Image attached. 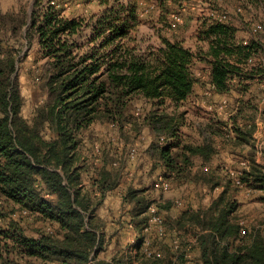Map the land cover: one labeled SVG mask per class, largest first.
Returning a JSON list of instances; mask_svg holds the SVG:
<instances>
[{
  "label": "trees",
  "instance_id": "trees-1",
  "mask_svg": "<svg viewBox=\"0 0 264 264\" xmlns=\"http://www.w3.org/2000/svg\"><path fill=\"white\" fill-rule=\"evenodd\" d=\"M44 1H35L28 30L45 60L47 98L31 119L22 114L19 50L0 48V264L135 263L133 252L112 262L101 257L105 223L97 211L107 192L121 184L124 163L117 161L118 146L87 147L86 152L85 133L97 122L119 130L149 126L156 138L148 153L156 155L171 188L191 181L223 186L209 206H187L173 221L178 232L191 228L195 242L181 239L180 249L174 250L177 260L171 256L167 261L146 254L143 234L150 204L160 212L164 205L150 187L127 188L124 198L131 204L133 226L142 234L131 250L152 260L147 264H184L191 260L189 244L200 250L197 264H264V224L248 229L241 223L235 197L240 186L229 170L223 173L219 164L212 168L222 148L246 144L255 156L258 151L254 133L257 119L264 116V91L255 79H264V39L252 34L253 24L246 29L252 38L240 39L235 21L246 18L217 21L207 15L197 26L193 47L172 31L171 16L180 0H85L98 9L72 17ZM234 1L247 11L264 0ZM144 19L167 30L157 44L141 35ZM250 57L254 65L246 69ZM206 65L209 79L202 80L197 72L206 73ZM200 82L213 85L212 95L235 93L236 112L228 120L209 113L198 125L190 121L188 100ZM136 97L150 104L145 112L134 113ZM196 157L203 160L201 168L195 169ZM242 172L244 187L262 190L264 201V161L254 159ZM17 212L21 217H15ZM26 216L45 228L28 234ZM151 237L154 248L166 241L155 233Z\"/></svg>",
  "mask_w": 264,
  "mask_h": 264
},
{
  "label": "rangeland",
  "instance_id": "rangeland-1",
  "mask_svg": "<svg viewBox=\"0 0 264 264\" xmlns=\"http://www.w3.org/2000/svg\"><path fill=\"white\" fill-rule=\"evenodd\" d=\"M35 1L36 0H0V48L1 45L6 47L13 46L19 50V80L21 84V92L24 97L22 114L27 119L33 118L36 113V109L47 98V91L42 80V65L44 64L45 60H43V58L41 57V47L39 45L37 37L35 36L33 30H28V23L31 13L34 9ZM47 1L48 0H45L44 3H47ZM51 1L52 4H54L56 7L62 9L63 14L67 17L86 13L88 10H90V8H92L93 10L98 9L96 5H88L85 0ZM239 6L240 5H237L236 1L234 0H180V3L177 4L176 7L174 6V9L176 8V13L171 16V19L173 21V18L175 17L174 15H176L181 18V22H179L175 30L172 31L175 32L179 37L185 38L188 41L187 44L196 47L197 40L195 37L197 26L203 18H205L207 15H210L215 7H224L223 11H226L231 19L246 18V20L244 19L241 22V25H243L245 29H248L247 25L251 27L252 24L254 25L256 23H264V1L259 2L256 5H251L250 7L248 6L250 9H247V11H245V8L243 6V10L239 11ZM147 8L150 9V7ZM144 16L147 19L149 13L146 12V15ZM162 29H164L162 24H157V26H154V24L152 23H146L145 20V24L141 27V35H143L146 40L149 39L151 43L157 44L159 42V34L165 33L167 31H162ZM258 35H260V37L264 39V30ZM198 73L203 72H201V70H198L197 74ZM37 77L40 78L38 79ZM202 80L205 79L202 78ZM206 89H208V83ZM206 97L212 99L214 110L211 112L205 111V108L202 107L201 104H199V106H196L195 109L190 108L191 111L189 119L191 122H193V124L194 122H196L195 124L198 125L200 122H203L206 119L204 115L207 114L209 116V113L224 118L232 108L231 102L228 99L224 106H222L223 100L221 98H215L217 100L215 101V99H213V95L206 96L204 93H202V95L199 96V99L205 100L207 99ZM133 107L134 113H142L145 112V109H148L150 107V104L146 103L143 98L136 97ZM133 128L134 127L128 125L123 130H119L116 126L97 122L95 126H92V128L85 133V138L88 140L87 146L85 145L86 152L89 153V148L94 146L98 148L100 146L112 148H116L118 146L120 148L119 150L121 151V153H119V156H117L118 162L125 164L127 163L126 165L129 164L134 167L142 166V164L146 165V162H143L141 159L144 157L143 154L147 151L144 143L146 140V136L148 135V133H150V127L143 125L139 128L138 131V127L134 129ZM194 137L197 138L198 135ZM135 145L137 146L138 154L136 155V157L132 158L128 155L127 150L131 146ZM261 150V153L264 156V144ZM148 156L150 157L152 155L149 154ZM217 158L214 162V166H217L219 164L222 168V172L229 169H238H234V167L239 164L236 158H230L229 156L227 157V160ZM153 181L154 178L153 180H151V185ZM234 185L237 186L236 183ZM152 189L156 197L164 195L162 192H157L156 190H154V188ZM221 189L222 187H219L216 189V191L211 190L209 192L206 188L199 185L194 186L193 188H190V186H185L180 190L178 196L173 197V201L170 202V206L178 207V205L176 204V200L182 201L183 204L181 205V207H189L195 204L203 206L205 198H208L209 196L210 200V198L214 196V194H217L219 191H221ZM245 191L246 194H249L250 196L245 197V199L247 200L246 204L240 205L237 217L241 221H244V224H247L248 229H251L253 228V226H260L264 224V201L256 198L259 197V195H262L260 191L254 193V190L249 188H247V190H244V192ZM249 198L252 199L249 200ZM209 200L207 199V201ZM15 217H21L20 213H15ZM23 223L27 229L28 234H35V231L38 228L43 229L46 226L43 222L34 219L32 216H26ZM166 226L168 228H172L171 223L168 224L167 222ZM188 230L191 231L178 232V236H180L184 242H187L188 240H192L193 242H195V233L191 228H189ZM168 235L169 236L166 237L165 235L160 236L165 237L163 239H165L166 241L158 246L159 250L162 251V257L165 259V261H167V258H170L171 256H173V258L177 260L179 252L174 251L175 249L171 247L172 242L170 240L172 238V235L171 233H169ZM140 236H142V234H140ZM140 236H138V238ZM137 239L132 242V247H135V244L138 243L139 240ZM134 253L136 255V261L134 264H147L152 261L147 260L142 252L137 255L136 250V252ZM189 253L191 255V260L186 261V263L184 264H197L196 259L198 257V254L196 253L195 246L190 249Z\"/></svg>",
  "mask_w": 264,
  "mask_h": 264
},
{
  "label": "crops",
  "instance_id": "crops-1",
  "mask_svg": "<svg viewBox=\"0 0 264 264\" xmlns=\"http://www.w3.org/2000/svg\"><path fill=\"white\" fill-rule=\"evenodd\" d=\"M236 24L238 25L239 32L238 36L241 39H249L252 38V35L249 34L248 30L244 28V26L241 25L239 20L235 21ZM188 42V41H187ZM264 42V41H263ZM201 66V65H199ZM206 75H209V66L206 65ZM208 73V74H207ZM207 80L209 79V76H206ZM263 79V78H262ZM261 78H256L255 79V84L260 87L264 91V79L262 80ZM253 81V80H252ZM209 85V83H208ZM207 84L203 85V83H198L195 87V91L192 94V96L188 100V106L191 108L195 109L196 106H199L201 104L202 107L205 108V111H213L214 106L212 105V99L207 98L205 100L199 99V96L204 93V89L206 88ZM199 94V95H198ZM235 93L233 94H219L215 93L213 95V99L218 98V99H228L231 102L232 108L230 109V112L224 117L221 118L223 120H228L229 116L231 114H234L236 112L235 110V105L237 106V103H235ZM237 96V95H236ZM215 101H217L215 99ZM214 103V102H213ZM235 104V105H234ZM261 109V108H260ZM264 117V116H263ZM262 119L264 122L263 118ZM258 121V120H257ZM259 123V121H258ZM230 125V123H228ZM94 124L93 126H95ZM228 125V126H229ZM92 128V127H91ZM257 135L262 136V130H261V124L257 125ZM256 129V130H257ZM193 134L198 135L197 132H193ZM232 136L234 137L236 135L235 132L231 131ZM256 134V131L254 135ZM216 136V135H215ZM217 137V136H216ZM156 136L154 132L150 129V133L146 136L145 140V148H147L146 153L143 154V158L141 159L143 162H146L145 164H142V166L134 167L131 165H126L125 163L123 164V177L121 184L119 187L116 189L110 190L107 192V194L104 197V200L100 207L98 208V214L99 216L103 219L105 223V228H104V235H105V249L101 253V257L104 258L105 260L112 262L114 261V258H120L122 256H126L128 258V254L131 253L133 254L136 250L133 249L131 250V244L134 242L138 236H140V232H138L134 226H133V220H132V214H131V204L127 203L125 201V193L127 191L128 187H135V188H143V187H150L154 186V183L158 179H163L165 178L164 176V168L161 166V164L158 163V160L156 158V155L153 156H148L150 153H148V147L155 140ZM199 140H201L200 137H197ZM264 138V137H263ZM163 139V138H162ZM148 154V155H147ZM151 155V154H150ZM230 158H236L238 160V165L234 167V169H248L250 168L252 160H256V162H263L264 161V156L263 154H260L259 152L256 151V156L249 150L248 145H242L241 147H226L225 149H220L219 154L215 157H218L219 159H226L227 157ZM217 158V159H218ZM196 165L195 169L201 168V164L203 162L202 158L196 157L195 159ZM214 160V162H215ZM131 166V167H130ZM206 167H211L210 163H207L205 165ZM216 166H213L212 168H215ZM230 170V169H229ZM219 173H216V177H218ZM215 177V179H216ZM154 181L151 185V180ZM127 181V182H126ZM197 184V185H196ZM202 186L206 188L209 192L216 191L217 188L222 187L221 185L219 186H214L213 188V183L210 182H188L183 185H177V183H172V188L169 190L162 191L164 194L163 196H158L155 197L158 199L160 205H164L161 208V213L164 216V218L167 220L168 224L171 223L173 224V221L177 220L179 216L182 214V211L186 209L187 206H179L178 207H172L170 206V202L173 201L174 196H178L179 192L183 187L185 186H190V188H193L194 186ZM151 188V190H153ZM155 190V189H154ZM222 190V189H221ZM247 187H240V190L236 192L235 197L238 200V203L241 205L246 204L247 200L245 197L250 196L249 194H246ZM260 191L263 194L262 190H254V193ZM158 192V191H157ZM221 191H219L217 194H214L209 200L208 198H205L203 206H199L198 204L192 205L195 209H198L200 207H207L210 205L211 201L213 198H215ZM249 192V191H248ZM153 193V191H152ZM154 194V193H153ZM157 194V193H156ZM261 196V195H259ZM259 198L260 197H256ZM207 199L209 201H207ZM252 198H249L251 200ZM261 200V199H260ZM263 202V201H262ZM206 204V205H205ZM242 224H244V221H241ZM247 226V224H244ZM259 226V225H257ZM168 232L166 235L171 233V235H175L178 233L174 227L168 228ZM181 232V231H179ZM133 248V247H132ZM133 252V253H132ZM196 253L200 255V250L196 248Z\"/></svg>",
  "mask_w": 264,
  "mask_h": 264
},
{
  "label": "built area",
  "instance_id": "built-area-1",
  "mask_svg": "<svg viewBox=\"0 0 264 264\" xmlns=\"http://www.w3.org/2000/svg\"><path fill=\"white\" fill-rule=\"evenodd\" d=\"M239 11H242V7L238 8ZM175 17L173 18L172 21V28L175 29L180 21V17L174 15ZM213 20H217V21H227V19L229 18V14L226 11L223 10H217V9H213V11L210 13L209 15ZM264 30V23H256L253 25L251 31L252 34H259ZM252 65H254V57H250L248 59V61L245 63V68L248 69L250 68ZM261 65L264 67V55L261 57ZM198 76H201L203 79H206V73H198ZM212 88L213 85L211 83H209L208 85V89H206L205 93L208 96L212 95ZM227 102V99H223V103L222 106H224ZM260 105H261V109H264V93L262 94L261 97V101H260ZM222 108V107H221ZM259 121V123L261 124V130H262V137L261 135H257V132L259 129L256 130V134L254 135L255 139H256V146L257 149L260 154H262V148H263V144H264V122L262 119H257ZM257 121V125H259ZM127 153L130 157H136V155L138 154V149L137 146H131L130 148H128ZM115 164H117V162H115ZM206 170H208V167H205ZM230 174L232 175L234 182L240 186V187H244V183L241 180V174L242 169H237V170H229ZM154 188L158 191H165V190H169L171 188V182L168 179H158L155 183H154ZM176 204L181 206L183 203L180 200H176ZM148 223L145 226L144 230H143V234L145 235V242H144V251L146 252V254L148 256H154V257H162V251L159 250L158 248H154L152 246L153 242H152V238L150 237L152 235V233H155L158 236H164L167 234L168 229L166 226V221L164 216L162 215V213L159 211V208L156 204L152 203L150 204V206L148 207ZM173 239H172V246L175 250L180 249L181 247V238L180 236H178V234L172 235ZM191 249V244L186 246V250L188 251V256H190V251Z\"/></svg>",
  "mask_w": 264,
  "mask_h": 264
}]
</instances>
